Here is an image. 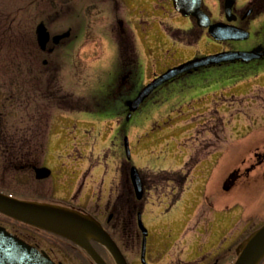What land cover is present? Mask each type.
Instances as JSON below:
<instances>
[{
	"label": "rangeland",
	"instance_id": "1",
	"mask_svg": "<svg viewBox=\"0 0 264 264\" xmlns=\"http://www.w3.org/2000/svg\"><path fill=\"white\" fill-rule=\"evenodd\" d=\"M70 3L0 0V39H4L0 57L3 59L10 48L14 52L13 29H20L23 33H19V37H25L30 24L34 31L37 23L47 17L61 15L59 23L51 26L54 34L74 26L75 14L80 12L85 32L79 45V65L64 59V69L58 76V85L62 87L63 82L70 93L63 91L58 97L65 95L67 99L71 95L74 99L59 101L64 103L63 111L59 106L49 109L51 121L46 152L40 164L51 171L49 179L36 182L33 174L20 173L5 181L0 192L18 199L95 211L105 224L111 205L122 193L123 179L129 170L123 156L122 137L129 142L131 165L140 171L173 173L184 167L193 155L201 162L184 187L180 203L176 204L179 200L176 193L173 196L164 191V182L158 185L160 191L152 190L146 196L142 207V222L149 233L146 262L209 264L210 259L221 257L220 264H234L235 249L240 241L264 226L263 178L257 179L259 183L254 180L225 191L228 173L232 169L248 168L254 162L256 148L262 149L264 145V110L258 111L260 94L264 92V63L255 61L198 70L154 92L130 122L123 114L119 121L98 124L96 109L99 105L100 110H104L99 103L104 98L97 90L96 75L105 66V50L110 43L107 37L119 28L116 22H122L138 42V37L146 38L145 41L152 42L148 47L166 50L165 59H158V67H170L193 56L211 55L226 48L246 52L249 41L220 46L203 38L185 50L179 41L183 36L178 38L168 33L184 26L180 23L183 18L169 8L166 0H114L110 6L108 0H72ZM205 3L214 18L218 17L217 1L205 0ZM27 37L24 39L28 40ZM165 42L167 46L163 47ZM142 44L146 45L139 43ZM150 63V72L161 71H157L156 62ZM2 81L0 79V83ZM175 86L184 89L186 96L176 97L168 106H159L163 91ZM256 93L257 96L252 97ZM3 97L2 94L1 121L10 131L20 125L16 121L20 111H23L21 116L27 117L30 115L27 112L34 114L38 105L44 104L35 97L12 107V102ZM153 107L158 110L151 116ZM108 108L111 109L110 105ZM120 122L117 135L121 137L116 136L114 130ZM101 131L107 132V136L102 137ZM209 153L212 154L205 158ZM263 172L264 169L258 170L252 176ZM3 222L0 219V223ZM135 227V239L125 234L121 242L115 235L130 264H139L141 255L142 235ZM28 234L35 236L47 250L59 242L46 235ZM56 261L75 264L62 255ZM81 264L89 263L85 260Z\"/></svg>",
	"mask_w": 264,
	"mask_h": 264
},
{
	"label": "flooded vegetation",
	"instance_id": "2",
	"mask_svg": "<svg viewBox=\"0 0 264 264\" xmlns=\"http://www.w3.org/2000/svg\"><path fill=\"white\" fill-rule=\"evenodd\" d=\"M113 1L114 0H108V6H110ZM166 1L169 4V8L173 10L172 1ZM216 1L220 7L218 17L214 18L213 13L208 10L205 0H203V11L211 17L210 19H212V23L221 22L226 24L227 21L224 13L225 0ZM67 2H70V0H67ZM79 14L80 12H78L75 17L74 26L69 27L66 30L71 31V35H69L70 37L68 39L62 40L57 46L53 44V37L56 35L63 34L64 32L53 34L50 30L52 25H57L59 23L61 15L52 16L51 18H44L40 21L44 22V24L46 25L45 27H47L48 31L51 34L50 42L46 46L47 48L45 51L40 50L37 45L36 35L33 36L32 24L29 25V33H27L25 37H19V35L23 33L20 29H13L14 34L12 37L14 43V51L16 53L14 58L16 81L18 76L19 82L25 80L30 81L32 79L36 80V78H40L42 79L41 82L47 87L46 77L51 79L58 78L57 76L64 69V59H68V61H71L75 66L79 65V45L82 41V36L85 33L83 30V23H81V15ZM233 15L234 22L231 25L235 28L238 27L239 29H242L249 33V39L246 40L249 41V43L246 44H249V46L245 50L248 52L259 50L258 56L261 57L260 63H264V26H262V21H264V0H236V4L233 9ZM54 17H56V19H54ZM116 23L118 24L119 28L114 30L113 35H108L110 41L107 37V43H110H106V50L104 48L106 55L105 66L101 67L102 69L100 71H97L96 75L98 88L97 90L100 91L99 94L102 95V97L104 98L102 100V103L99 102L103 106L104 110H100L101 106L99 105L96 109V112L98 113L97 120L100 122L112 121L116 118H120L123 114L127 115V103L129 104V102L134 101L138 93H140L144 86H146L149 82L153 81L154 79L168 71V69L174 68L193 59V57L189 58L188 60L186 59L182 63L170 67H164V65L158 67V65H160L158 59L160 57L161 59H165L163 58V55L166 50H162V48H158V50H156L154 47H148V45H150L152 42L145 41L146 38L143 39L141 37H138L140 42H144L146 43V45H139L140 42L135 39L134 35H132L133 33H128V30L124 28V24L122 22L119 21ZM180 23L183 24L184 27H181V29L176 30L174 33H172L171 30H168V33L173 37L179 38L180 36H183V40L179 41H181L180 47H183L185 50H187V48H192V45H194L196 40L203 38H206L210 42H213L215 44H219L220 46L229 43L215 42L208 35L207 30L200 29L197 26L196 21L194 19L183 18ZM25 29L23 30L25 31ZM26 37L28 40L24 39ZM162 46L166 47L167 42H165ZM146 47H148L149 49H146ZM238 48L241 49L240 47ZM20 50L22 52H20ZM228 50L230 49H226L225 51ZM150 62H156L157 71L158 69L161 71H159L158 73L150 72V70H152ZM19 69H22V71L24 70L25 74L23 75V78L18 75ZM183 77L184 75L180 76V78ZM171 83L172 82H168V84H165L164 86H168ZM178 96H184V89L176 88V86L171 87L169 90L168 88H166V90H164L161 94L160 103H162L163 106H168L169 103H171V101H173ZM15 97L17 98V96ZM16 98L14 99L15 103H17ZM261 101H263L262 104L264 105V98H261ZM108 105H110L111 109L108 108ZM157 110V107H153L150 110V114L153 115ZM1 120L2 115L0 114V130H2ZM119 129L120 127L118 128V130ZM256 149L257 150H255V152L253 153L254 162L249 164L250 166L248 168H245L244 170L237 169L227 175L226 180L227 184L229 185L227 187L228 190H230V185L236 187L240 184H246L247 182L249 183L250 181L254 182V180L259 183L257 179L260 178H263L264 180V172L262 173V175L258 174L252 177L253 172H256L260 169H264V145L262 151L260 148ZM141 176L144 181L143 185L145 188V194H148L153 189L157 188L156 184H158L159 181L156 178L143 174H141ZM164 182V184L167 185L166 187H169V180L166 179ZM63 207L73 209L72 206ZM109 210L110 212H112L111 208ZM79 211L84 214L93 216V218L102 223L105 230H107L111 235L112 231L114 230V227L117 226L114 221V215L112 214L113 212L109 213V216L106 217L107 221L104 224L101 220H99L95 211ZM0 219H3L4 221L3 223H0V227L5 228L8 233H13L14 236L20 238L21 240H23V242H26L28 245L33 246V248H37L39 252H44L48 254L52 258V260L57 264H63L59 261H56L58 260V257L60 255L64 256V258L67 257L68 259H70L71 263L81 264L82 261L86 260L89 264H93L90 258L86 255L83 250H81L79 247L73 245L70 242H67L63 239L57 238L53 235H50L37 229H32L31 227L21 225L19 223L16 224L8 219H4L1 217ZM25 232L27 234H25ZM29 232L36 235L39 234L49 236L53 238L54 241H59L58 245L55 247L49 246V249L47 250L43 247L42 242H40L32 234H28ZM92 244L94 246V249H96L104 257L108 264H113L110 255L106 252L105 249H103V247L95 243ZM105 255L108 256V258L105 257ZM215 258L210 259L208 263L220 264L219 262L223 260L221 257H217L216 259ZM204 261L205 259H203L201 262L203 263ZM149 263L153 264L152 262ZM159 264L162 263L160 262ZM174 264L186 263L182 261H179L178 263L176 261V263Z\"/></svg>",
	"mask_w": 264,
	"mask_h": 264
},
{
	"label": "water",
	"instance_id": "3",
	"mask_svg": "<svg viewBox=\"0 0 264 264\" xmlns=\"http://www.w3.org/2000/svg\"><path fill=\"white\" fill-rule=\"evenodd\" d=\"M174 9L185 18H194L200 28L209 30V35L218 42L245 41L249 34L232 26L217 23L211 25L207 14L202 11V0H172ZM236 0L225 1V14L228 22H232L233 7ZM42 23L36 29L37 43L42 51L46 50L50 34ZM70 32L53 39L55 45L61 40L68 38ZM259 50L255 52H225L213 56L195 59L177 68L171 69L159 78L150 82L136 98L128 104L129 117L138 109L160 86L178 77L179 75L192 74L200 69L221 66L223 64L244 63L249 64L259 59ZM126 153L130 159V152L126 142ZM36 180L48 179L51 171L42 168L34 169ZM132 186L135 190L137 200L143 198V183L139 172L132 168L130 172ZM0 214L11 220L28 225L58 237L63 238L80 247L90 257L94 264H107L102 256L94 249L95 242L110 254L115 264H128L120 248L112 237L104 230L102 225L92 216L61 206L25 201L7 196L0 192ZM138 227L143 235L141 259L145 263L146 242L148 231L145 229L141 215H138ZM237 260L235 264H262L264 262V227L251 234L236 249ZM0 264H55L46 254L38 252L37 249L27 245L20 239L7 233L6 229L0 227Z\"/></svg>",
	"mask_w": 264,
	"mask_h": 264
},
{
	"label": "trees",
	"instance_id": "4",
	"mask_svg": "<svg viewBox=\"0 0 264 264\" xmlns=\"http://www.w3.org/2000/svg\"><path fill=\"white\" fill-rule=\"evenodd\" d=\"M0 40V47H3L4 39L1 37ZM14 56L15 53L10 48L4 59L2 56L0 57V79H3L0 87L5 88L3 93L0 92L1 97L3 94V100L12 102V107H15V96H17L16 100L19 103L22 101L29 102L32 100L31 98L38 97L41 101L43 100L44 104L38 105L39 107L34 110V114L27 112L30 115L22 119L21 124L17 125L14 131H10L11 128L9 130L2 125V130H0V186L5 181H10V177L23 172H31L41 162L46 152V121L49 118V109L54 106H51L55 102L53 99L57 95V92L52 91L51 88L53 79H50L49 83L46 82V87L40 78L19 82L18 76L16 85L14 82L16 77L13 75ZM24 74V71L19 69L18 75L21 78L24 77ZM122 186V193L116 196L117 198L113 203L114 217L116 223L119 224L114 228L113 233L121 241L125 239V234H128L130 239H135L136 227L134 225L137 215L141 212V205L135 201L129 182ZM120 224L123 226L121 227Z\"/></svg>",
	"mask_w": 264,
	"mask_h": 264
}]
</instances>
